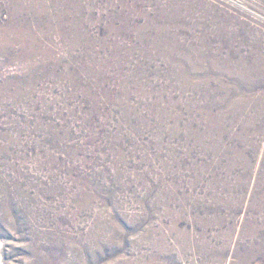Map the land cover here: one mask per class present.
I'll return each instance as SVG.
<instances>
[{
    "label": "rangeland",
    "instance_id": "374dc122",
    "mask_svg": "<svg viewBox=\"0 0 264 264\" xmlns=\"http://www.w3.org/2000/svg\"><path fill=\"white\" fill-rule=\"evenodd\" d=\"M0 29V264H264V82L211 61L264 57V0H0Z\"/></svg>",
    "mask_w": 264,
    "mask_h": 264
},
{
    "label": "bare ground",
    "instance_id": "6f19581e",
    "mask_svg": "<svg viewBox=\"0 0 264 264\" xmlns=\"http://www.w3.org/2000/svg\"><path fill=\"white\" fill-rule=\"evenodd\" d=\"M15 24V23H14ZM18 25V23H17ZM5 28V27H4ZM9 28V27H8ZM26 28V27H25ZM13 33L14 28H9ZM19 29V28H18ZM16 30V29H15ZM23 31V30H22ZM21 31V32H22ZM24 32V31H23ZM22 34V33H21ZM27 34V33H26ZM25 35V34H24ZM28 36V35H27ZM30 36V35H29ZM25 38V37H24ZM18 32L12 35H9L8 30L0 29V41L7 43H14L13 41H19L24 43ZM27 40V38H26ZM31 40V39H30ZM20 43V44H21ZM27 43V42H26ZM28 44V43H27ZM24 45V44H23ZM2 46V45H1ZM11 46V45H10ZM13 46V45H12ZM1 49V48H0ZM206 49V48H205ZM204 51V50H203ZM207 51V50H206ZM2 52V51H1ZM254 52V51H253ZM252 52V53H253ZM256 52V51H255ZM257 53V52H256ZM260 54V53H259ZM31 55V54H30ZM218 53H214L211 57V61H213V65L217 68H227L236 73L237 79L241 81V83L245 86L247 92H252L258 84L264 82V57L260 55H256L251 61L249 58L240 57L238 60H233L231 57L226 59H220ZM210 61V60H209ZM235 75V76H236ZM239 81V82H240ZM243 99V98H242ZM264 101V100H263ZM248 104V103H247ZM260 112V111H259ZM259 114H262L260 112ZM263 201V200H262ZM263 247V246H262ZM262 251V250H261Z\"/></svg>",
    "mask_w": 264,
    "mask_h": 264
}]
</instances>
